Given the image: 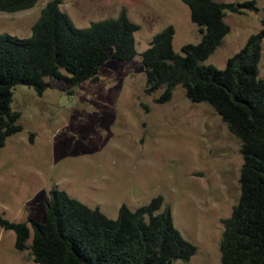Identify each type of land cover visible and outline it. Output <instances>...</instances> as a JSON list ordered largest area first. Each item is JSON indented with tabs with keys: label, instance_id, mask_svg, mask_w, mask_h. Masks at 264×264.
Wrapping results in <instances>:
<instances>
[{
	"label": "rangeland",
	"instance_id": "obj_1",
	"mask_svg": "<svg viewBox=\"0 0 264 264\" xmlns=\"http://www.w3.org/2000/svg\"><path fill=\"white\" fill-rule=\"evenodd\" d=\"M49 0L27 10L0 12V34H32ZM77 27L116 18L125 9L140 26L134 59L110 58L96 76L71 86L53 80L43 93L17 85L12 108L23 129L0 147V216L12 221H45L54 188L116 219L119 209L162 196L181 234L197 246L188 261L222 264L223 219L238 202L243 164L241 141L208 102H192L182 86L159 102L162 89L145 92L142 53L168 25L174 49L202 38L182 0H61ZM247 2L252 0H219ZM244 13L227 10L230 32L203 63L224 68L248 38L262 28L264 0ZM112 52V49H110ZM264 78V40L259 64ZM15 232L0 227V264H38L30 249L17 251ZM32 240H29L31 243Z\"/></svg>",
	"mask_w": 264,
	"mask_h": 264
},
{
	"label": "trees",
	"instance_id": "obj_2",
	"mask_svg": "<svg viewBox=\"0 0 264 264\" xmlns=\"http://www.w3.org/2000/svg\"><path fill=\"white\" fill-rule=\"evenodd\" d=\"M39 0H0V12L34 7ZM198 25L199 43L174 49L175 27L157 33L142 53L148 94L162 89L159 102L182 86L192 102H208L241 141V193L230 217L223 219L222 264H264V78L259 64L262 28L227 59L224 68L203 62L230 32L226 12L257 9L255 1L182 0ZM61 0H49L29 37L0 34V147L23 129L21 113L12 108L14 89L23 84L43 93L53 80L76 86L96 76L110 58L134 59L140 26L125 9L116 18L80 28L63 11ZM112 49V52L110 51ZM163 197L131 209L122 205L116 219L54 188L46 202L45 221H12L0 216V227L15 232L17 251L30 249L38 264H173L188 262L197 246L176 228ZM32 240L29 243V240Z\"/></svg>",
	"mask_w": 264,
	"mask_h": 264
}]
</instances>
